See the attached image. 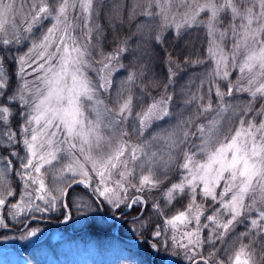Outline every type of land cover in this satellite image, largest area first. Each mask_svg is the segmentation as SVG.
Returning a JSON list of instances; mask_svg holds the SVG:
<instances>
[{"label": "snow or ice", "instance_id": "6c2138e0", "mask_svg": "<svg viewBox=\"0 0 264 264\" xmlns=\"http://www.w3.org/2000/svg\"><path fill=\"white\" fill-rule=\"evenodd\" d=\"M105 205L157 254L264 264V0H0V229Z\"/></svg>", "mask_w": 264, "mask_h": 264}, {"label": "trees", "instance_id": "16d2710c", "mask_svg": "<svg viewBox=\"0 0 264 264\" xmlns=\"http://www.w3.org/2000/svg\"><path fill=\"white\" fill-rule=\"evenodd\" d=\"M205 47L206 36L202 31H192L179 40L169 34L167 42L163 46H156L153 52V66L158 68L157 78L163 79L166 76V52H171L177 60H182L184 56L194 54L197 50L202 55ZM192 71L194 70L188 69L187 73H182L184 77L182 81L187 80V74ZM79 195L83 193L78 189L72 194V201L74 202ZM177 207L181 206L177 205ZM101 208L95 212H79L73 206L71 219L62 224L31 221L30 227L43 229L44 234L34 242L15 244L10 251L0 253V264H167L169 262L170 258L164 251L154 254V250L143 243V238L133 231L130 219L123 218L118 224L116 234L114 232L116 222L108 220L101 210L106 215L114 213L106 205ZM62 213L63 209L43 214V218L59 221L64 218ZM8 223L17 229L22 226L18 225L17 221L9 220ZM53 228L63 231V236L47 240V232ZM8 232L3 231L0 234ZM21 233V230H18L16 235Z\"/></svg>", "mask_w": 264, "mask_h": 264}, {"label": "rangeland", "instance_id": "374dc122", "mask_svg": "<svg viewBox=\"0 0 264 264\" xmlns=\"http://www.w3.org/2000/svg\"><path fill=\"white\" fill-rule=\"evenodd\" d=\"M20 0H17V4H19ZM155 67V66H154ZM157 69L155 67V73L157 74ZM235 76V73L233 74ZM185 81H180V83H185ZM120 216L118 213L116 214H110L108 215L109 217H116V216ZM115 222H118L119 221V217L115 218L114 220ZM43 229H39V231L37 232V235L34 236V237H27V238H24V239H21V235H16V234H12V233H7V234H3V235H0V253L2 252H5V251H10L15 244L17 245H22L26 242H34L36 241L38 238H40L42 236V234H44L45 231H42ZM63 231H60L58 229H51L50 231L47 232V235H48V238L47 240H54V239H57L61 236H63ZM166 254V256H168L170 258L169 262H167V264H186L185 261L182 260V258L180 256H176V255H173V254H168L166 252H164Z\"/></svg>", "mask_w": 264, "mask_h": 264}, {"label": "water", "instance_id": "95a60500", "mask_svg": "<svg viewBox=\"0 0 264 264\" xmlns=\"http://www.w3.org/2000/svg\"><path fill=\"white\" fill-rule=\"evenodd\" d=\"M30 222V220L28 221V223Z\"/></svg>", "mask_w": 264, "mask_h": 264}]
</instances>
